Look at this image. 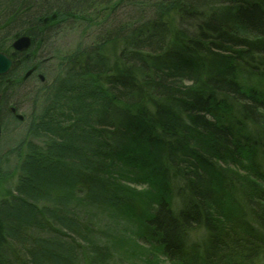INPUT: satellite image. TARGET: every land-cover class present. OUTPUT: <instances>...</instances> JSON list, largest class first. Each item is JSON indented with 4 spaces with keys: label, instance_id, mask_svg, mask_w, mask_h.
Masks as SVG:
<instances>
[{
    "label": "trees",
    "instance_id": "16d2710c",
    "mask_svg": "<svg viewBox=\"0 0 264 264\" xmlns=\"http://www.w3.org/2000/svg\"><path fill=\"white\" fill-rule=\"evenodd\" d=\"M135 1L0 0V51L16 63L0 77V121L30 95L44 107L41 119L51 120L61 99L75 115L66 143L37 149L56 160L32 147L17 164L31 191L32 176L53 169L69 186L70 208L17 199L18 222L0 219L9 253L0 264H135L100 225L109 204L129 215L145 251L175 264H264V86L253 83H264V0H149L150 15L111 18ZM79 28L92 30L90 39L59 57L40 88L16 75ZM20 35L31 46L13 55ZM73 86L87 88L79 96L89 108L69 106Z\"/></svg>",
    "mask_w": 264,
    "mask_h": 264
},
{
    "label": "rangeland",
    "instance_id": "374dc122",
    "mask_svg": "<svg viewBox=\"0 0 264 264\" xmlns=\"http://www.w3.org/2000/svg\"><path fill=\"white\" fill-rule=\"evenodd\" d=\"M124 5L126 4L118 5V10H116L117 7L115 9L116 15L113 13L111 18L116 16L122 19L128 18L132 12H136L137 10H139L140 13L144 12L150 15L152 11L149 0H136L134 3L127 4L126 6ZM110 21L111 20L108 22ZM82 27H85V24H83ZM91 32L92 30H88L86 33L84 28H79L75 30H66L60 33L45 45L42 52L40 51L37 53L33 62L30 60L28 61L27 64L30 65L19 67V71L16 75L19 74L21 77L25 75L26 77V73L33 70V73L28 76L30 77L29 84L30 89L34 91L37 90L41 87L40 81L46 79L53 72H57V61L59 57L73 50L79 44L85 42V40H89ZM30 54L33 53L31 52ZM16 75H12L10 79L14 81L17 79ZM40 76H43V79ZM254 81L253 83L264 86V83L258 82L257 80ZM0 86L3 89L1 82ZM72 88L74 89L75 99L72 103H68L69 106L72 104L77 111L89 108L90 104L88 100L79 96L80 92L86 91L87 88L84 86L79 92L76 90V87L73 86L71 89ZM32 96L33 95H30L29 99L24 101L18 110L24 115V120H18L9 111V113L4 115L1 121L2 134L0 136V157L5 160V163L9 167L8 169L0 170V219L3 227L10 226L12 222H18L20 216L16 217V213L18 211L17 208H20V201L17 199L23 200L29 205L34 204L38 209L44 207H59L60 205H56L58 203L65 206L68 204L67 208H70L69 203L72 201V199L70 200L69 186L63 185V181L60 177V180H57L56 177L51 176L49 173L50 170H53L51 168L45 167L43 168L45 170L41 173L38 171L32 176V191L30 185H27V182L24 184L20 181V176L28 177L27 171L20 169L17 165L21 162L20 159H23L25 153L29 152L30 148L32 149V147H35V152L40 157L56 160L52 155L45 154L42 150L37 149L46 145L54 149V146L58 143H66V139L70 138V132L73 130L70 120L75 116L74 114H70V111L66 107V101L61 99L58 100L59 103L55 101L52 106L53 110L47 113V115L49 114L51 116V120L41 119L45 114L42 113L44 107L41 103L35 102ZM71 141L73 140L71 139ZM75 144L76 149L78 147L84 149L85 147L80 141H76ZM58 161L65 166L72 165V159L69 157L60 156ZM73 161L76 162L74 159ZM60 171L62 174L68 173L64 169H60ZM66 175L67 174H64V176ZM28 182L30 183V179ZM133 187L137 189L147 188L145 185H135ZM76 206V202H74L73 208L75 211H77ZM23 213L25 212L22 211L21 215H23ZM99 217L100 225L106 228L104 230H107V238L111 242H109L107 238L106 240L116 248L126 247L130 262L135 264H175L157 254L145 251V246L138 243L133 236L132 219L121 207L109 204L101 209ZM39 220L40 216H36L35 219H33V225L38 227L40 224ZM57 228H59L61 232H66L62 227L57 226ZM1 251V255H9L4 248L1 249Z\"/></svg>",
    "mask_w": 264,
    "mask_h": 264
},
{
    "label": "water",
    "instance_id": "95a60500",
    "mask_svg": "<svg viewBox=\"0 0 264 264\" xmlns=\"http://www.w3.org/2000/svg\"><path fill=\"white\" fill-rule=\"evenodd\" d=\"M52 19L55 18V15L51 17ZM45 19V21H47ZM32 43V38L28 35H20L17 36L16 39L13 41V48L15 55L16 52H24L29 49ZM16 63L12 56L6 54L3 51H0V77L7 75L14 67ZM35 69V68H34ZM33 73V70H30L26 73V77L30 76V74ZM43 79V76H40ZM9 111L20 121L24 120V115L18 112L17 108L15 106L9 107ZM2 134V125L0 121V136Z\"/></svg>",
    "mask_w": 264,
    "mask_h": 264
},
{
    "label": "bare ground",
    "instance_id": "6f19581e",
    "mask_svg": "<svg viewBox=\"0 0 264 264\" xmlns=\"http://www.w3.org/2000/svg\"><path fill=\"white\" fill-rule=\"evenodd\" d=\"M9 107H11V106H9ZM0 159H2V158L0 157Z\"/></svg>",
    "mask_w": 264,
    "mask_h": 264
}]
</instances>
